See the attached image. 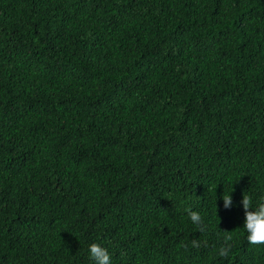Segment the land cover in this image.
Instances as JSON below:
<instances>
[{
  "label": "trees",
  "instance_id": "trees-1",
  "mask_svg": "<svg viewBox=\"0 0 264 264\" xmlns=\"http://www.w3.org/2000/svg\"><path fill=\"white\" fill-rule=\"evenodd\" d=\"M261 202L264 0H0V264H264Z\"/></svg>",
  "mask_w": 264,
  "mask_h": 264
},
{
  "label": "clouds",
  "instance_id": "clouds-1",
  "mask_svg": "<svg viewBox=\"0 0 264 264\" xmlns=\"http://www.w3.org/2000/svg\"><path fill=\"white\" fill-rule=\"evenodd\" d=\"M222 198L225 207H227L231 201V195L224 196ZM244 205L246 209L251 206V200L247 196H244ZM190 216L193 222L200 221V217L197 213H190ZM244 227L248 232L247 240L250 244L264 245V202L258 204L257 211L247 213V219ZM89 252L91 258L95 261V264H110V257L107 251L99 245H90Z\"/></svg>",
  "mask_w": 264,
  "mask_h": 264
}]
</instances>
